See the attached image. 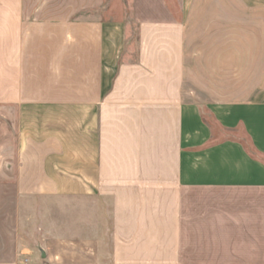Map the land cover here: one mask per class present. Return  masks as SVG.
Returning <instances> with one entry per match:
<instances>
[{
  "label": "crops",
  "instance_id": "0c3cea01",
  "mask_svg": "<svg viewBox=\"0 0 264 264\" xmlns=\"http://www.w3.org/2000/svg\"><path fill=\"white\" fill-rule=\"evenodd\" d=\"M122 11L0 0V264H264V0Z\"/></svg>",
  "mask_w": 264,
  "mask_h": 264
},
{
  "label": "rangeland",
  "instance_id": "374dc122",
  "mask_svg": "<svg viewBox=\"0 0 264 264\" xmlns=\"http://www.w3.org/2000/svg\"><path fill=\"white\" fill-rule=\"evenodd\" d=\"M114 1H116L117 7L119 9V15L122 16V12H123L122 7L129 0H114ZM9 132L10 133L13 132L12 122L10 123L8 122V133ZM14 136L15 134H0V146L2 147L6 145L9 153L11 152V149L14 145ZM1 159L2 158H0V160ZM26 207H24V209L20 213V242L23 243L24 247H26L30 251H35V253H38L37 250L35 249L37 248L38 241H40L39 233L42 231V225L41 223H39V225L38 223H36L38 214H36V212H32L29 206H28V210H25ZM44 260L45 259H39V261H37L36 264H45ZM24 263H26L25 260Z\"/></svg>",
  "mask_w": 264,
  "mask_h": 264
}]
</instances>
